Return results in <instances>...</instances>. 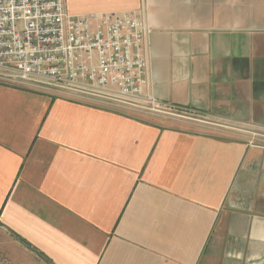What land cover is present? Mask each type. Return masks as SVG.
<instances>
[{
	"label": "crops",
	"instance_id": "0c3cea01",
	"mask_svg": "<svg viewBox=\"0 0 264 264\" xmlns=\"http://www.w3.org/2000/svg\"><path fill=\"white\" fill-rule=\"evenodd\" d=\"M65 4L135 12L146 95L200 119L0 84V264H264V140L216 125L264 128V0Z\"/></svg>",
	"mask_w": 264,
	"mask_h": 264
},
{
	"label": "built area",
	"instance_id": "2783aa9c",
	"mask_svg": "<svg viewBox=\"0 0 264 264\" xmlns=\"http://www.w3.org/2000/svg\"><path fill=\"white\" fill-rule=\"evenodd\" d=\"M148 30L133 11L72 14L65 0H0V84L155 104L145 91ZM216 125L264 140L261 127Z\"/></svg>",
	"mask_w": 264,
	"mask_h": 264
},
{
	"label": "rangeland",
	"instance_id": "374dc122",
	"mask_svg": "<svg viewBox=\"0 0 264 264\" xmlns=\"http://www.w3.org/2000/svg\"><path fill=\"white\" fill-rule=\"evenodd\" d=\"M25 89H30V88H25ZM40 92L51 93L50 91H40ZM59 96L63 97V95H59ZM91 100L99 102V103H112V104H118V105H125L126 107H129V108H122V107H117V108H120V110L122 111L124 110V111L131 112L133 114H136L146 120L153 121L155 123L163 124V125L177 123L178 125L181 126V125H185L186 122L198 123L196 119L198 120L200 119V117H196V116L183 115V114L180 115L177 113H171L167 110L162 109L157 104H152L151 102H143V101H138V100H129L127 102H122L120 101V98L118 100L108 101V99H105L102 97H95L94 99H91Z\"/></svg>",
	"mask_w": 264,
	"mask_h": 264
}]
</instances>
